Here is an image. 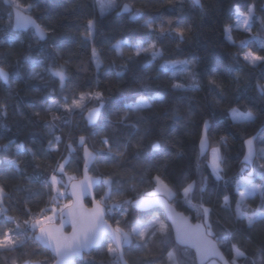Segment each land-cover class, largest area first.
Instances as JSON below:
<instances>
[{
	"label": "trees",
	"instance_id": "16d2710c",
	"mask_svg": "<svg viewBox=\"0 0 264 264\" xmlns=\"http://www.w3.org/2000/svg\"><path fill=\"white\" fill-rule=\"evenodd\" d=\"M26 8L31 4L33 7L29 12L37 22L46 29H54L49 32L43 41H40L31 29L27 31H14L12 28V18L9 22V13H12L10 6L0 0V66L8 72L11 80H15L14 87L0 81V102L7 101V117L0 116V123L6 125L0 127V145L12 144L7 152L0 151V160L5 156L15 159L20 167L19 172H9L6 161L0 166V172L7 174L8 179L0 175V183L7 185V191L11 199L7 196L0 203L2 213L0 214V227H15L19 224L22 233L21 239L25 240L23 248L19 253H3L0 251V264H12L13 258L20 253H31L37 249L38 242L33 239L31 232L32 217L36 211H40L50 205V197L47 195L48 188L41 183L30 179L36 175H50L51 169L61 162V157H68L70 166H66V175L79 178L82 171L83 159L82 148L73 144L77 151L69 156L66 145L78 141L81 135L85 136L86 143L93 151L100 148L99 141L105 137L115 141L117 144L126 143L128 137L135 132L131 127H125L117 121L123 115L122 110L125 103H132L138 95L150 97L153 95L164 96L163 101H151L153 108L150 113L151 123H139L140 132L138 136H143V143L147 145L150 140L158 137H166L169 140L167 148L172 154V159L167 168V176L170 182L178 183L182 179L200 181L201 177L208 180V192L204 196L206 206L212 207L211 223L214 236L221 251L227 260L231 261L233 253L230 251L234 243L245 252L244 257L237 258V264H252L253 260H258L257 248L264 245V220L257 219L254 225L249 228L247 219L237 220L236 202L238 191L235 181L241 175H247L249 168L241 162L244 148L243 139L255 135L256 148L264 147V97L256 87L257 84H264V67L253 66L243 60V53L248 49L256 51L259 55H264V50H260L259 42L254 38L256 35L264 37L261 31L259 20H252L251 32H243L232 28L231 36L238 47L230 48L233 43L227 39L224 29L231 25L235 18V9L240 8L245 11L249 3L253 0H201L203 13L200 8L192 7V0H114L116 7L105 6L104 15L101 18V10L97 7L95 0H18ZM126 3L131 5L129 13H120L121 6ZM256 14L264 17V12L260 11L264 0H255ZM119 12V15L117 13ZM139 12L140 17L133 19ZM98 18L99 23L94 38L86 45L81 44L82 37L86 35L85 25L88 19ZM182 17L184 23L191 27L188 35L191 39L181 45L177 42L165 38L162 44H158L163 52V59L153 60L151 53H141L135 57V46L148 31L142 25L148 21H153L154 25L164 22L167 30L168 20ZM127 41V43H124ZM241 41H248L246 50L240 48ZM119 42V51L114 45ZM150 42V41H148ZM147 44V43H144ZM95 47L100 52L101 68L98 71L96 64L91 60V50ZM239 53L238 62L234 57ZM31 55L33 64H26L24 57ZM133 56L134 62H129L128 57ZM165 60H187L198 72L197 79L200 82V89L192 91L173 92L171 83H181L185 88H189L192 81L185 75H180L182 65H176L175 71L178 75L173 79L170 67L167 70L161 68ZM66 65L67 75L70 81L66 82V87L61 91L59 78L52 77L46 70L49 67H59ZM197 61L199 64L197 65ZM34 65V66H33ZM147 65V68L144 66ZM206 67H216L218 79L225 85L226 98L220 105L212 107V100L215 92L210 93L207 78L204 77ZM32 71L39 72L42 78L29 79ZM117 72H123V76L117 77ZM239 73V83L233 82V77ZM137 77H146V86L137 83ZM157 77H159L157 79ZM55 88L56 93L49 95ZM99 90L104 93L107 101V108L102 109V118H98L96 123L88 126L84 114L76 113L65 115L63 109L46 112L47 104L44 102L45 96L48 100H60L61 95L67 96L69 101L74 96H79L81 92ZM192 98L189 100V98ZM240 97L237 102V98ZM33 105L34 108H29ZM189 105L193 111V122L185 127V120H174L173 109H178L180 117L187 114ZM97 104L91 102L87 104V110ZM238 108L242 112L251 111L258 117L253 121L234 122L229 117L231 108ZM18 109V110H17ZM33 111H40L41 116L36 117ZM215 111L213 118L214 125H219V130L210 136V143L216 146L219 135L228 137V144L222 148L225 159L221 179L217 180L212 174L210 167L209 151L204 156L199 155V129L194 127V123L206 118L210 112ZM22 113V115H21ZM53 114L64 115L62 120H53ZM149 114L148 110L140 113H131L129 124L136 123L139 115ZM47 123L55 124L53 133H49L45 127ZM147 129V131H145ZM96 133V135H93ZM60 136L61 144L57 146L58 151L47 154L48 142L52 136ZM17 146L19 151H17ZM135 149L130 148L126 156L115 163H106L105 156H98L90 172L93 175H100L105 178L107 174L113 173L114 178L120 181L123 190L115 191L113 188L101 183L96 187L95 198L99 201L105 192L111 194L112 199L108 202L120 203L119 208L107 213V220L116 227V221H121L124 231H129L132 224L141 221V211L135 210L126 204L124 200H133L141 195H146L153 189L147 183V177L155 175L141 167V163L148 157V149L144 148L139 156L135 158ZM182 152L183 156L177 157L175 154ZM33 153L36 155L33 156ZM161 158L157 157L159 161ZM264 164L257 154L253 163L252 180L261 181V174L264 169L260 167ZM245 171L241 173V169ZM145 178L141 184L140 178ZM135 178V179H133ZM135 186L136 191H131ZM31 192V195L29 194ZM41 194H43L41 196ZM55 193H53L54 195ZM229 195L230 203L228 208H222L223 196ZM259 192L245 198L242 210L249 213L259 209L264 213V205ZM60 204L67 203L68 197L62 198ZM86 205H90V199L85 200ZM173 205L180 211L187 214L191 220H198L196 212L182 204L180 198L172 201ZM199 203V198L193 201ZM31 209V214L26 212ZM128 212L127 217L122 213ZM163 217L161 212H157ZM8 217L14 219V223H7ZM164 218V217H163ZM28 221V224H25ZM126 221V223H125ZM25 229L27 232L25 233ZM32 233V234H31ZM149 239V237H145ZM226 239L224 244L219 241ZM152 243L144 251L137 250L135 246L141 241L134 237L131 245H124V258L128 264H143L148 258H156V264H165V258L169 251L175 250L181 257V264H197L194 253L186 247L178 246L171 233V239L161 242L159 234L151 238ZM110 241L104 244V248L92 249L83 258L77 260L76 264H120L119 260L107 254V247ZM129 248L133 249L129 251ZM47 255L51 261L52 255L48 250L38 256L30 257L25 255L23 259H43Z\"/></svg>",
	"mask_w": 264,
	"mask_h": 264
},
{
	"label": "snow or ice",
	"instance_id": "6c2138e0",
	"mask_svg": "<svg viewBox=\"0 0 264 264\" xmlns=\"http://www.w3.org/2000/svg\"><path fill=\"white\" fill-rule=\"evenodd\" d=\"M11 8L15 10L16 24L17 28H27L29 25L34 27L35 34L39 39H44L49 32L54 34V29H46L40 24L36 23L29 16L22 15V11H30L32 5L29 4L25 8L24 5L20 4L18 0H4ZM99 4L101 12L100 17L104 15L105 6L109 8H115L114 0H96ZM193 8H200L203 13V5L201 0H192ZM122 11L129 12L131 11V5L124 4ZM261 12H264V5L260 8ZM236 13V26H243L245 32H251L252 24L250 20H259L261 24V31H264V17L258 16L256 14V4L255 0L252 3H249L245 11H241L239 7L235 9ZM119 15V12L117 13ZM140 17V13L137 12L133 19ZM12 13H9V22H11ZM99 20L96 17L87 20L85 27L86 35L82 37L81 44L86 45L90 40L94 38L95 32L97 30ZM167 30L164 27V22L161 21L159 25H154L153 21H146L142 27L148 31L145 33L144 37L139 40L135 46V57H139L141 53H151L152 59H163V52L159 49L158 44H162L165 38L171 39L177 42V45L185 43L187 40L191 39L188 33L191 32V27L184 23L182 17L175 19H169ZM227 34V39L232 41V28L231 26H226L224 29ZM259 42L260 50H264V37L256 35L254 37ZM150 41V42H148ZM235 43L234 41H232ZM124 43H127L125 41ZM144 43H147V47L143 46ZM241 46H247L248 41H241ZM113 47L119 51V42ZM100 52L93 47L91 50V60L95 62L96 68L99 71L101 68L100 63ZM239 53L234 59L238 62ZM243 60L248 64L253 66L264 67V55L257 54L256 51L249 50L243 53ZM129 62H134V57H128ZM24 62L26 64H33V57L27 55L24 57ZM68 61H65L64 64H60L59 67H49L46 70L50 73L52 77L59 78V84L61 91L66 87V82L70 81V77L66 74ZM197 65L199 61L196 62ZM176 65H182V72L180 75H185L189 80L192 81V84L189 88L181 83H171V88L173 92L179 91H192L195 92L200 89L201 85L198 77V72L196 68L189 64L187 60H165L161 65V68L164 70L173 69L172 78L174 79L178 73L175 71ZM34 66V65H33ZM147 68V65L144 66ZM117 77L123 76V72H117ZM204 77L207 78L209 92H215L212 100V107L220 105L221 101L226 98L225 85L223 81L218 79V71L216 67H206L204 69ZM29 79H38L42 78L41 74L36 71H32L29 74ZM159 77H157L158 79ZM0 79L5 83L9 84V87H14L16 84L15 80H11L9 72L5 71L4 67H0ZM137 83L141 86H146L145 80L146 77H137ZM234 83H239V73L233 77ZM261 97H264V84H257ZM56 89L53 88L49 95H54ZM138 95V98L135 99L133 103H125L123 105L122 111L123 115L120 116L117 121L119 124L124 125L125 127H131L135 129V132L132 133L126 143L117 144L115 141L110 140L108 137L103 138L99 141L100 148L94 149V151H89V148L86 143L85 136L81 135L78 141H73L66 145V149L69 153V156H72L73 153L77 151V148L73 147V144H76L79 148H83V162H84V178L76 183L72 181L75 180V177L68 176V183H65L63 177L66 175V166H70V159L68 157H61V162H58L56 167L51 169L50 175H36L30 179L35 180L38 183H41L44 187L48 188V193L50 197V205L41 209V213L33 218L32 221V231L33 239L38 241L39 244L37 249H34L31 253H20L19 256L13 258L12 264H52L51 259L47 255H44L43 259L25 260L23 257L25 255L34 257L38 256L41 253L50 250L52 256L55 258V264H72L73 258L80 256L83 252L88 249L95 248L97 250L103 249L104 244L108 243L110 240L112 243L107 247V254L111 257L116 258L117 260H122L124 252L122 248L124 245H131L132 239L134 237L138 238L141 243L137 244L135 248L140 251L148 249L149 244L152 243L151 238L156 237L159 234L161 242H165L171 239L172 231L175 232L176 241L179 244L191 245L197 251V254L200 259V264H205V261H210V264H216L213 257H219L223 261V264H236L237 258L245 257V252L240 250V247L237 246V243L231 245L230 251L234 254L231 261L225 260L223 255L218 249L217 243L212 239L214 236L213 226L211 221V213L213 211L212 207L206 206V201L204 200L205 194L208 192V180L207 178L201 177L200 181L191 180L187 182L186 180H181L178 183L170 182L167 176V168L170 160L173 158L170 150L167 148L169 140L166 137H158L156 139L150 140L147 145L143 143V136H138L140 128L138 127L139 123L150 124L151 123V111L153 105L151 101L165 99L164 96L159 94L153 95L150 97H145L143 95ZM192 98L190 97L189 100ZM240 97L237 98V102ZM44 102L47 104L46 112H52L53 108L56 110L63 109L65 115H71L76 113L77 110L80 114L87 111V104L95 102L98 106L93 108L91 111H88L87 121L89 124H93L97 121L98 118H102V109L107 108V101L104 96V93L99 90L81 92L79 96H74L69 101L67 96L61 95L60 100L51 99L48 100V96H45ZM29 108H34L33 105H29ZM18 110V109H17ZM143 110H148L149 114L139 115L138 121L136 123L129 124L131 113H140ZM7 101L0 102V116L7 117ZM22 115V113H21ZM33 115L36 117L41 116L40 111H33ZM215 111L209 113L206 118H202L200 121L194 123V127L199 129V155L204 156L206 154V149L210 148V166L212 169V174L216 177L217 180L221 179V173L223 172V164L225 163L224 156L222 154V148L226 147L228 144V137L226 135H219L218 140L216 141V146H212L210 143V136L219 130V125L213 122L215 117ZM173 119H184L185 127L189 123L193 122V111L191 105H189L186 116L180 117L178 114V109H173L172 113ZM230 117L232 121H255L258 117L254 116L253 112L248 111L242 113L238 108L230 109ZM52 119L62 120L64 123H68V120L64 119V115L57 116L53 114ZM3 123H0V127H5ZM45 127L48 129L49 133H53V129L56 127L55 124L47 123ZM147 131V129H145ZM96 135V133H93ZM256 136H248L243 139L242 147L245 149L244 154V163L245 165L251 164L254 157L259 154L261 159H264V147H259L258 149L255 146L254 141H256ZM60 136H52L48 142V149L46 150L47 154L51 152L58 151L57 146L61 144ZM12 144V141H9L8 145H0V151L7 152L9 146ZM17 146V151H19ZM130 148H134L135 158L139 159L140 153L144 148L148 149V157L144 162L141 163V167H144L147 170L154 171L155 175H149L147 177V183L152 187V191L147 193L144 197L136 200H124L121 203L126 204L130 207L143 210L141 215V221H138L129 231L125 232L121 227V221H116V227H112L108 224L105 219L106 213L112 212L113 209L119 208L120 203H113L109 205L108 200H111V194L105 192L104 197L101 201H94V208L91 211H85L83 205L80 203L81 198L88 194L93 185H98L103 183L109 188H113L114 185H120V181L114 178L113 173H109L105 178H93L88 175L90 170V163L95 160L98 156H105L106 154V163H115L121 159V157L126 156ZM36 154L33 153V156ZM177 157L183 156L182 152H177L175 154ZM157 157L161 159L158 161ZM6 161V166L9 169V172H19L20 167L17 164L15 159H10L5 156L3 160H0V166H3ZM260 167L264 169V164H260ZM245 171L244 168L241 169V173ZM0 175L4 179H8L9 176L0 172ZM252 173H248V176L251 177ZM261 180L264 181V173L261 174ZM135 179V178H133ZM141 184L145 182V178L142 176L139 181ZM235 183L237 187L240 184L245 186V190L239 192L240 200L236 204V219H247L248 227L251 228L257 219L264 220V213L253 211L250 215L242 211V206L247 207L244 204V200L247 196L253 195L256 192H259L261 197L264 198V183L254 184L251 182V179H240L236 180ZM57 185H60L58 187ZM69 187L71 188V199L67 203L60 204L62 198H65L69 195ZM7 185L0 183V203L3 202L4 197L11 199L10 193L6 190ZM123 190V186L115 188V191L120 192ZM131 191H136L135 186L132 187ZM53 193H55L53 195ZM31 195V192H29ZM43 194H41L42 196ZM180 198L183 205H186L187 208L193 209L196 212L197 218L202 222L196 225H191L187 217L182 214H177L171 206V202ZM199 198V203H193L194 200ZM230 203L229 195L223 196L222 208H228ZM262 205H264V199H262ZM163 208L166 212L164 219H161L159 215H156ZM26 212L30 215L31 209L26 208ZM123 217L128 216V212L124 211L122 213ZM150 217V218H148ZM57 220H59V225H57ZM146 220V222H144ZM166 220H170V224L166 223ZM7 223H14L12 217H8ZM66 223H70L72 227V232L70 235H66L63 231V227ZM126 223V221H125ZM25 224H28V221H25ZM36 229L39 230V234L36 235ZM27 229H25V233ZM21 231L19 224H16L15 227L3 228L0 227V251L3 253H19L20 249L23 248L25 240L21 239ZM149 237L146 239L145 237ZM226 239L220 240V244H224ZM133 249L129 248V251ZM257 257L258 260H253L252 264H264V245L257 248ZM89 264H94V262L89 261ZM124 264H127L125 261ZM143 264H156V258H148L143 261ZM165 264H181V257L178 256L175 250L169 251L165 258Z\"/></svg>",
	"mask_w": 264,
	"mask_h": 264
},
{
	"label": "water",
	"instance_id": "95a60500",
	"mask_svg": "<svg viewBox=\"0 0 264 264\" xmlns=\"http://www.w3.org/2000/svg\"><path fill=\"white\" fill-rule=\"evenodd\" d=\"M3 2H4V0H3ZM4 4L7 5V6H9V5L6 4L5 2H4ZM124 4H126V3H124ZM124 4H123V5H124ZM123 5H122L121 8H120V13H129L130 11H129V12H124V11H122ZM11 9H12V28H13V30H14V31H27V30L31 29V30L33 31V33L35 34V29H34V27H32L31 25H29L27 28H24V27L17 28V27L15 26V24H16L15 10H14L13 8H11ZM22 15H24V16H29V17H31L32 20H34L36 23H38L37 20H36L33 16H31V15L29 14V12L22 11ZM38 24H39V23H38ZM35 35H36V34H35ZM36 37L39 39V37H38L37 35H36ZM45 38H46V37H45ZM45 38H44V39H45ZM44 39H42V40L39 39V40H40V41H43ZM0 67H2V66H0ZM5 71H7V70L5 69ZM7 72H8V71H7ZM0 81H1L2 83L6 84L2 79H0ZM97 106H98V105H97ZM97 106H95V107H97ZM95 107L89 108V109L85 112V114H84V119H85V121H86V123H87L88 126H92V125H94V124L96 123V122H95V123H93V124H89L88 121H87V114H88V111H91V110H92L93 108H95ZM97 120H98V119H97ZM252 136H255V135H252ZM254 143H255V141H254ZM88 148H89V147H88ZM198 148H199V144H198ZM89 151H93V150H92L91 148H89ZM199 151H200V150H199ZM207 151H208V149H206V152H207ZM244 154H245V149H244V153H243V156H242V159H241V162H242L243 164H245V163H244ZM82 157H83V148H82ZM255 158H256V157H254V159H253V161H252L251 164L246 165V166L249 168L248 173H253V163H254ZM94 161H95V160H93V161L90 163V169H91V166L93 165ZM83 168H84V162H83V166H82V171H81V175H80V177H79V178H75V180L72 181L73 183H76V182H78V181H80V180H82V179L84 178ZM88 175L91 176V177H93V178H101V179H103L102 176H100V175H93V174H91L90 170H89V172H88ZM99 185H100V184H98V185H93L91 191H90L88 194L84 195V196L81 198L80 203L83 205V209H84L85 211H91V210L94 208V206H95L94 201H99L98 199L95 198V193H94L96 187H98ZM144 196H145V195H141V196H139V197H137V198H135V199H133V200L140 199V198H142V197H144ZM67 197H68L69 199L72 198V197H71V188H70V187H69V195H68ZM87 198L90 199V205H86V203H85V200H86ZM171 206H172V208L175 210V212H176L177 214H182L183 216L187 217L188 220H189V223H190L191 225L194 226V225H196V224L202 222V221H198V220H196V221L191 220V218H190L187 214H185L183 211L178 210V209L173 205V203H171ZM133 208H134V207H133ZM134 209L137 210V211H141V212H143V210H141V209H137V208H134ZM160 212H161V214L163 215V217L166 215V212H165V210H164L163 208H161ZM106 215H107V213H106ZM106 215H105V219L107 220ZM107 222H108V224H110L113 228L115 227V226L112 225L108 220H107ZM166 222H167L168 224L171 223L170 220H166ZM56 223H57V225H59V220H57ZM63 231H64V233H65L66 235H70L71 232H72L71 224H70V223H66V224L64 225V227H63ZM35 234H36V235L39 234V230H38V229H36ZM172 235H173V238H174L175 243H176L178 246H180V247H186V248H188V249H190V250L193 251L196 263H197V264H200V259H199V256H198V254H197L196 249H195L194 247H192L191 245L179 244V243L176 241V238H175V232H174V231H172ZM212 239L215 241V239H214L213 237H212ZM109 241H110V240H109ZM36 242H38V241H36ZM215 242L217 243V241H215ZM38 243H39V242H38ZM110 243H112V242L110 241ZM217 245H218V243H217ZM92 249H95V248H92ZM92 249H88V250H86L85 252H83L80 256H76V257H74V258H73V261H72V264H76L77 260L82 259L83 256H84V254H88ZM218 249H219L220 253L223 255L224 259L227 260L226 257L224 256L223 252L221 251L219 245H218ZM48 251L50 252V250H48ZM122 251H124V246H123V248H122ZM50 254H51V252H50ZM51 255H52V254H51ZM52 257H53V256H52ZM211 259H214V260L217 261L219 264H223V261L220 260L219 257H213V258H211ZM125 261H126V260H125L124 255H123V258H122V260H119V263H120V264H124ZM126 262H127V261H126ZM207 262H208V261H205V264H206ZM52 264H55V258H54V257H53V260H52ZM127 264H128V263H127Z\"/></svg>",
	"mask_w": 264,
	"mask_h": 264
},
{
	"label": "rangeland",
	"instance_id": "374dc122",
	"mask_svg": "<svg viewBox=\"0 0 264 264\" xmlns=\"http://www.w3.org/2000/svg\"><path fill=\"white\" fill-rule=\"evenodd\" d=\"M95 2H96V0H95ZM96 4H97V7L100 9V6H99V4L96 2ZM101 10V9H100ZM235 20H236V15H235V18H234V22L230 25L231 26V28H234V29H238V30H240V31H243V32H245L244 31V29H243V26H240V27H237L236 26V23H235ZM251 24H252V20H250L249 21ZM249 44V43H248ZM240 45H241V43H240ZM143 46H145V47H147V44H144ZM248 46V45H247ZM247 46H240V48L243 50V52L246 50V48H247ZM235 47H238V45H236V44H234V43H232L231 45H230V48H235ZM247 51H249V49L247 50ZM247 51H245V52H247ZM243 55V54H242ZM134 102V101H133ZM132 102V103H133ZM240 111V110H239ZM240 112H242V111H240ZM248 112V111H247ZM242 113H246V112H242ZM229 117H230V111H229ZM230 119H231V117H230ZM232 120V119H231ZM258 149V148H257ZM211 151V150H210ZM210 151H209V158L211 159V155H210ZM209 164H210V162H209ZM211 167V166H210ZM212 170V169H211ZM68 176H64L63 177V180H64V182L65 183H68ZM251 179V182L252 183H254V184H261V183H264V181H255V180H252V178L251 177H249V176H247V175H241L237 180H240V179ZM58 187H60V185H57ZM236 187H237V184H236ZM245 190V186L243 185V184H240L239 185V187H237V191H238V199H237V202L240 200V196H239V192H242V191H244ZM245 201V200H244ZM60 202H62V201H60ZM237 202H236V204H237ZM62 204V203H61ZM108 204L109 205H111L112 204V202H108ZM243 211V210H242ZM253 211H258V212H261L259 209H255V210H253ZM252 211V212H253ZM252 212H249L248 214L250 215ZM2 213V207L0 206V214ZM156 215H159V214H157L156 213ZM160 216V215H159ZM161 217V219H164L162 216H160ZM148 218H150V217H148ZM138 222V221H137ZM137 222H135V223H137ZM144 222H146V220L144 221ZM166 222V221H165ZM135 223H133L132 225H134ZM167 223V222H166ZM132 227V226H131ZM31 232L33 233V231H32V227H31ZM126 232V231H125ZM31 233V234H32ZM206 264H210V261H208ZM216 264H219L217 261H216ZM237 264V263H236Z\"/></svg>",
	"mask_w": 264,
	"mask_h": 264
},
{
	"label": "built area",
	"instance_id": "2783aa9c",
	"mask_svg": "<svg viewBox=\"0 0 264 264\" xmlns=\"http://www.w3.org/2000/svg\"><path fill=\"white\" fill-rule=\"evenodd\" d=\"M41 213V210L40 211H36L34 214H33V217H32V220H33V218L34 217H36L38 214H40Z\"/></svg>",
	"mask_w": 264,
	"mask_h": 264
},
{
	"label": "flooded vegetation",
	"instance_id": "af4514ba",
	"mask_svg": "<svg viewBox=\"0 0 264 264\" xmlns=\"http://www.w3.org/2000/svg\"><path fill=\"white\" fill-rule=\"evenodd\" d=\"M18 32H20V31H18Z\"/></svg>",
	"mask_w": 264,
	"mask_h": 264
}]
</instances>
